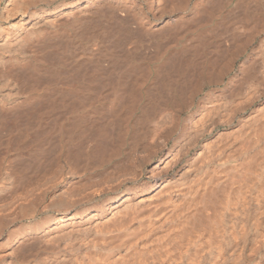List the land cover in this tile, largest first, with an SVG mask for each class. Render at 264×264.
Masks as SVG:
<instances>
[{
  "label": "bare ground",
  "instance_id": "6f19581e",
  "mask_svg": "<svg viewBox=\"0 0 264 264\" xmlns=\"http://www.w3.org/2000/svg\"><path fill=\"white\" fill-rule=\"evenodd\" d=\"M239 12L264 26V0H0V264H264V36L178 123Z\"/></svg>",
  "mask_w": 264,
  "mask_h": 264
},
{
  "label": "rangeland",
  "instance_id": "374dc122",
  "mask_svg": "<svg viewBox=\"0 0 264 264\" xmlns=\"http://www.w3.org/2000/svg\"><path fill=\"white\" fill-rule=\"evenodd\" d=\"M194 1H195V0H191V3H193ZM239 13H240V12H239ZM239 13L237 14V17H238V18L235 17L237 20L240 19L241 17L245 18V16H239V15H242L241 13H240V14H239ZM252 15H253V16H252L253 18H252L251 15H250L251 19H250L249 16H247V17H249V19H250V20L248 19V20H249V23H248V24L246 23V22H248V20H247L246 18H245V19H246L247 21H245V19L242 18V20L244 21L245 24H243V22L240 20V22H242V24L244 25V26H243V25L240 23V24L242 25L240 28H239L240 25H238L239 20L237 21L238 23H237L236 21H233L234 23H237L238 27H237L236 24H235V25H234V29L236 30V27H237L238 31H237V33H236V31H235V33H236L237 35L234 33L235 35H234V37L232 38V40H229L230 42L227 41V43H226L227 45H228V44L231 45V42H232V41H233L232 44L235 43V41H236V43H235L234 45H235L236 48H237L238 45H236V44H239V43H240L239 45H241V43H242L241 40H242V39H243V42H244V39L247 38V37H249V39H250V38H252V39H250L251 41L248 40V38L246 39V40H248V42L250 43V44H248L247 47H246V49H247V48H248V49H247V50L245 49V50H244V53H243V51L240 52V53H242V54L239 53V55L237 56L239 59H238L237 57H236L237 59L235 58V60H234V62H233V64H232L233 67L231 68V71L228 73V75H226L224 81L221 83V86H220V84H219V85H217V84H212V85H211V84H206V85H204V86L198 91L199 94H197V95L195 96L196 98H193V99H192V104H191L189 107L187 106V104H185V103H187V101H185L186 99L184 100L185 103L183 102V103H184V104H183V103L180 102V101H181V98H179V97H182V96H181V95H182V92H185L186 89L188 90V88L192 86L191 81H193V80L190 79L191 77L188 79V80L190 81V82L188 81L189 84H187V82H186V85H187V86H186V89H185V85L183 86V88H184L183 90H184V91L181 89L180 95H179V97L177 98V102H180V104H181V110H182V106L185 105V106H184L185 108L183 107L184 111H180V110H178V111H179L178 114H180L179 117H178V118H179V119H178V123H179V124L182 123V122L184 123V121H182V120H183L184 118H186L187 115H189L188 113H190L191 110L193 111V109L196 107V105L198 104V102H199V101H200V100H201V99H202L207 93L211 92L212 90L214 91V90L221 89L222 86H224V84L227 82L226 79H228V77L234 75V74L237 72V69H238L237 66H239V63L241 62V60H243V59L246 58L245 56L248 55L249 51H250V52L252 51L251 47H252V48H255V47L257 48V47H258L257 44L259 45V42L261 41V39H262L263 36H264V30L262 29V27H264V26H260L261 28H259V23L261 24V23H262L261 21H262L263 19L261 18V16L258 18V17H257V16H258L257 14H256L257 16L254 15V13H253ZM254 16H256V18H257V19L255 18L256 20L254 19ZM260 18H261V20H260ZM236 19H234V20H236ZM254 20H255V21H254ZM259 20H260V22H259ZM228 21H229V19L227 20V24L229 23ZM230 22H231V21H230ZM222 23H223V22H221V23L218 25V27H217L218 29L220 28V26L222 25ZM231 23H232V22H231ZM223 24L225 25V22H224ZM235 26H236V27H235ZM223 27H225V26L222 25V27L220 28V32L224 31V28H223ZM218 29H217V32H219ZM260 29H262L263 31L260 30ZM221 30H222V31H221ZM220 32H219V33H220ZM253 32H254V35H253V37H251L252 34H253ZM251 33H252V34H251ZM255 33H256V34H255ZM238 35H239V36H238ZM224 40H225V39H224ZM224 40L221 41L220 39H218V42L220 41V44H222L221 42H223V45H224ZM240 41H241V42H240ZM228 46H229V45H228ZM231 47L233 48L232 45H231L229 48L231 49ZM222 48H223V47H222ZM224 50H225V49L223 48V50H222V55H223V53H224V52H223ZM245 52H246V53H245ZM225 53H226V54H225ZM225 53H224V55H223L222 58H221V55H217V58H218V56H219V57L221 58V61L226 60V58L224 59V56L226 55V56L229 58V55H228L229 53L226 52V51H225ZM219 54H221V52H220ZM199 57L201 58V57H203V56H199ZM199 57H196V58H199ZM211 58H212V57H211ZM220 58H218V59L220 60ZM201 59H203V58H201ZM201 59H200V60H201ZM218 59H217V61H218ZM193 60L196 61V59H194V58H193ZM197 60H198V61H197V63H198L200 60H199V59H197ZM212 60L215 61V60H216V57H215V59L213 58ZM221 61L218 62L219 65L222 64ZM225 62H226V61H225ZM225 62H223V63H225ZM237 62H238V63H237ZM216 66L218 67V65H216V62H215V67H216ZM215 69L217 70L218 68H215ZM230 74H231V75H230ZM225 81H226V82H225ZM239 81H240V80H239ZM192 83L194 84V81H193ZM223 83H224V84H223ZM238 83H240V82H238ZM190 84H191V86H190ZM208 85H209V86H208ZM214 85H215V87H214ZM236 85H239V84H237V82H236ZM187 87H188V88H187ZM234 88H236V86H234ZM202 90H203V91H202ZM207 90H208V91H207ZM186 93H187V91H186ZM183 94H185V93H183ZM204 94H205V95H204ZM200 96L202 97L201 99H200ZM185 97H186V94H185L184 97H182V98L184 99ZM183 99H182V100H183ZM199 99H200V100H199ZM179 100H180V101H179ZM196 100H197L198 102H197ZM193 104H194L195 106H192ZM186 106H187L188 108H187ZM189 108H190V111L187 112V110H189ZM179 109H180V108H179ZM181 112H182V113H181ZM180 116H181L182 118H183V117H184V118L182 119ZM184 120H185V119H184ZM183 123H182V124H183ZM182 124H180V125L182 126ZM176 134H178V132H177V133L175 132L173 136H174V137H177L178 135H176ZM171 141H172V139L168 142V145H169V146H172V144H173V143H172L173 141H172V142H171ZM171 143H172V144H171ZM170 144H171V145H170ZM173 172H174V171H172L171 173H173Z\"/></svg>",
  "mask_w": 264,
  "mask_h": 264
}]
</instances>
